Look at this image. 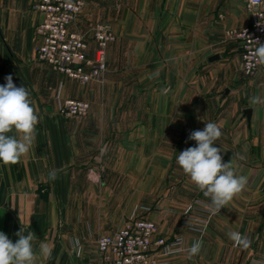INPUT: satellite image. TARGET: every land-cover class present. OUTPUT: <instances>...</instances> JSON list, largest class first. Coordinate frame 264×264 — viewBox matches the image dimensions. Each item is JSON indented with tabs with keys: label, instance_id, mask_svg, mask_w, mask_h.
<instances>
[{
	"label": "crops",
	"instance_id": "obj_1",
	"mask_svg": "<svg viewBox=\"0 0 264 264\" xmlns=\"http://www.w3.org/2000/svg\"><path fill=\"white\" fill-rule=\"evenodd\" d=\"M37 1L0 0V85L12 75L17 87L28 89L39 117L29 151L16 164L0 163V231L13 243L22 225L25 235L33 232L36 264H84L97 255L100 237L112 236L130 220L144 218L157 226L154 240H180L171 255L154 247L156 264H264V104L249 103L253 96L264 98V65L255 77L246 76L236 42L225 51L206 54L203 64L196 63L197 40H221L228 30L250 23L243 1L156 0L160 30L143 33L146 39L155 36L165 41L157 44L155 60L145 54L142 70L156 73L157 92L150 110L157 121H166V127L168 121L181 126L182 135L171 133L173 139L180 135L178 154L196 146L188 139L190 132L216 123L222 137L214 146L222 148L223 162L232 161L235 173L247 178L245 189L217 213L210 208V198L177 163L173 186L150 212L144 207L133 211L130 175H108L102 182L95 176L90 164L98 162L102 142L109 141V153L117 135L124 147H131L130 131H117L116 122L130 121L132 99L116 97L111 71L102 83H82L36 60L41 43L35 29L43 19L33 8ZM103 2H88L69 27L89 39L92 59L97 51L93 27L102 23ZM214 56L218 58L210 61ZM68 99L88 102L87 115L62 116L60 106ZM117 104L125 106L117 109ZM246 109H251L250 121ZM165 125L157 133L160 141ZM8 135L18 138L15 131ZM50 173L55 174L54 180ZM229 231L248 236L251 246H234ZM196 240L203 242L202 248L190 257L188 249ZM41 244L50 249V257L40 255Z\"/></svg>",
	"mask_w": 264,
	"mask_h": 264
},
{
	"label": "rangeland",
	"instance_id": "obj_2",
	"mask_svg": "<svg viewBox=\"0 0 264 264\" xmlns=\"http://www.w3.org/2000/svg\"><path fill=\"white\" fill-rule=\"evenodd\" d=\"M103 1L104 7L101 10L100 20L102 23L99 25L110 28L114 40L106 50L107 71L100 83L107 78L111 71L109 74L115 79L116 97L126 96L132 99L130 121L117 120L116 122L117 131H130L131 136L127 139L131 147H124V140L117 135L116 146L109 149L110 153L111 151L114 153L108 152L109 141H104L98 152V162L90 165L100 181L108 175H130L132 178L130 197L133 211L136 207H144V210L150 212L157 199L173 186L172 176L176 167L180 135H175L173 139L171 133H179L181 129V126H176L175 121H168L167 127L166 121L163 123L157 121L155 111L150 110L151 106L155 104L157 92L156 73L155 71L142 70V58L144 59L145 54H148L149 60H155L153 55L156 54L157 44L161 45L165 42L157 40L155 36L146 39L143 34L160 30L159 23L158 25L156 23L157 18L160 17L156 15L158 3L156 0ZM243 5L248 13L246 4L243 3ZM85 39L89 43V39ZM233 42L228 36L221 40H197V65L205 62L206 54L225 51V49H229L230 45H233ZM109 47L112 50L110 49L108 53ZM124 106V104H117L116 108ZM178 122L181 124L182 121ZM161 124L165 126L163 128L164 136L160 141L161 137L157 133L162 130ZM179 134L182 135L183 132ZM111 136L113 137V135Z\"/></svg>",
	"mask_w": 264,
	"mask_h": 264
},
{
	"label": "built area",
	"instance_id": "obj_3",
	"mask_svg": "<svg viewBox=\"0 0 264 264\" xmlns=\"http://www.w3.org/2000/svg\"><path fill=\"white\" fill-rule=\"evenodd\" d=\"M92 0H38L33 8L42 13L43 19L35 29L40 40L36 60L50 65L54 70L73 80L89 83L100 82L107 71L108 45L114 40L110 28L104 25L93 27L92 39L97 45L96 57L89 56V43L84 36L71 32L70 25ZM251 15L248 25L227 31V36L239 44L243 71L255 77L263 65L255 63L253 52L257 45L252 40L264 43V0H242ZM90 110L88 102L68 99L59 109L66 118H81ZM156 224L148 219L135 218L112 236H102L97 241V255L84 264H156L152 255L154 247L163 248L171 255L180 245L176 239L168 243L164 238L154 240Z\"/></svg>",
	"mask_w": 264,
	"mask_h": 264
},
{
	"label": "clouds",
	"instance_id": "obj_4",
	"mask_svg": "<svg viewBox=\"0 0 264 264\" xmlns=\"http://www.w3.org/2000/svg\"><path fill=\"white\" fill-rule=\"evenodd\" d=\"M254 41L257 47L253 55L255 63L264 65V43L258 39ZM6 83L0 85V163L5 165L16 164L32 147L35 140L36 126L39 117L31 104L30 93L23 86L17 87L12 75L5 77ZM168 89H162L167 93ZM252 105L264 104V98L253 96L249 99ZM15 131V135H8ZM222 137V131L216 123L208 122L202 130L190 132L188 139L196 142V146L183 150L176 157L180 166L191 182L210 198V208L217 213L232 199L241 193L247 184V178L237 175L233 169L232 161L223 162L222 148L214 146ZM50 178L55 179L54 173ZM25 229L16 232L19 239L13 243L8 236L0 231V264H36L37 253L33 248L35 234ZM229 239L234 246L248 249L251 240L239 232L229 231ZM202 241L196 240L188 249L189 256H196L202 248ZM40 255L50 257V249L45 244L40 245Z\"/></svg>",
	"mask_w": 264,
	"mask_h": 264
},
{
	"label": "water",
	"instance_id": "obj_5",
	"mask_svg": "<svg viewBox=\"0 0 264 264\" xmlns=\"http://www.w3.org/2000/svg\"><path fill=\"white\" fill-rule=\"evenodd\" d=\"M218 58V56H214V57H212L211 59H210V61H214L215 59H217ZM244 115H245V117L248 119V121H250V119H251V109H246L245 111H244Z\"/></svg>",
	"mask_w": 264,
	"mask_h": 264
}]
</instances>
